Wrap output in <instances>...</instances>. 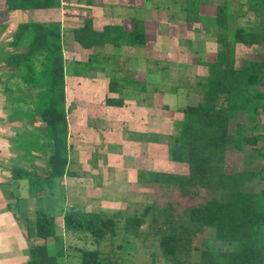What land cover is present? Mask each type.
<instances>
[{
  "label": "trees",
  "instance_id": "16d2710c",
  "mask_svg": "<svg viewBox=\"0 0 264 264\" xmlns=\"http://www.w3.org/2000/svg\"><path fill=\"white\" fill-rule=\"evenodd\" d=\"M59 7L58 0L4 1L6 12ZM248 12L257 19V24L230 27L231 22ZM183 13L186 23L200 24L205 34L215 29L217 46L215 60L193 61L207 69L206 77L197 83L202 98L194 105L182 104L176 109L180 119L173 123L174 133L168 137V160L186 165L187 173L141 171L137 173V182L176 190L182 198H193L198 190H204L206 200L182 212L177 211L175 201H168L164 207L148 205L140 214L136 211L91 213L67 207L61 215L64 237L56 235L53 217L44 209H37L34 237L43 240V244L29 247L27 264H58L59 259L68 260L69 256L78 258V264H122L127 252L126 236H138L148 219L149 233L158 237L161 256L170 264H192L191 241L205 228L212 229L215 240L230 248H202L199 264H264V190H247V185L264 181L263 166L249 169L256 162L264 164V134L259 123V117L264 115V51L256 60L242 61L236 66V45L264 46V0H246L239 5L236 16L223 1L217 3L215 14L207 17L200 13V0H184ZM72 38L83 50L105 45L115 49L141 48L146 43L145 23L133 19L131 31L117 25L95 31L92 18L87 17L80 27L73 29ZM23 40L27 41L24 52L10 56L7 65L21 68L26 84L37 90L33 104L36 116L43 123L42 134L48 140L50 153L42 154L46 158V170L41 175L14 168L11 177L16 182L27 179L30 192L39 194L44 185L67 175L70 147L61 26L53 22L21 24L11 46L18 48ZM35 61L42 68L44 87L37 77L41 72H33ZM92 65L96 66L89 61L87 70ZM98 65L102 71L103 66ZM134 84L138 91H146L143 83ZM127 85V79L115 75L109 79L108 92L122 94ZM122 96H107L104 104L124 107ZM163 108L169 109L167 105ZM228 151L242 158L241 169L232 173L225 170ZM49 240L56 247L52 254ZM76 241L87 243L89 248L79 247Z\"/></svg>",
  "mask_w": 264,
  "mask_h": 264
},
{
  "label": "crops",
  "instance_id": "0c3cea01",
  "mask_svg": "<svg viewBox=\"0 0 264 264\" xmlns=\"http://www.w3.org/2000/svg\"><path fill=\"white\" fill-rule=\"evenodd\" d=\"M58 1L59 8L28 11L30 14H39L36 16L38 18L33 16L32 22L29 19L22 22V11L6 12L4 2H0V264H27L29 247L43 244V240L34 237L33 223L37 210L35 204L30 201V197L24 199L20 192L18 198H15L12 191L14 180L11 170L17 168L16 166L27 171H37L39 175L46 170L44 156H40V161L38 157L33 158L30 155L31 159L24 162L25 156L19 152L18 147L20 140L24 139L21 137L22 131H28L30 137H36V131L42 133L38 132V128L44 129L43 123L36 116L33 104L37 90L26 84L21 68L15 69L7 65L10 56L25 50L26 40H23L18 48L11 46L12 35L24 22H53L61 26L64 68L66 66L69 71L64 75L70 147L67 175L59 180L61 188L56 190L57 202L63 199L58 216L61 223L62 211L66 206L81 208L91 213H94L95 208H100L98 211H106L103 208L109 210V207L119 203L114 193L118 196L119 193L124 196L125 192L133 194V191L145 185L137 182L138 172L160 171L157 163L149 162L151 154L157 156L159 152L155 155L158 150L151 147L152 144L145 139L148 135L160 134V130H164V113L171 111L163 108L167 104L158 102L162 95L160 91L153 92L152 105L144 106V101L139 104L137 100H132L134 95H146L147 92L148 85L142 73V61L146 60L135 57L141 52L146 54L147 48L123 46L115 49L111 45H105L83 50L72 38L73 29L80 27L87 17L92 18L95 31H102L105 26H111L112 24L108 23L111 20L117 22V26L123 27L125 31H131L133 19H119L118 14L105 19V0H90L87 3H81L80 0ZM120 1L122 0H106V3L110 4L108 9H142L140 1L129 0L127 6L121 5ZM84 11L87 13H83ZM97 21L100 23V30L95 29ZM164 22L167 28V21ZM67 29L70 30L69 34ZM103 51L106 53L103 54ZM130 53L135 55L129 57ZM89 61L96 64V68L92 65V68L87 70ZM34 63V72L39 71V63ZM98 64L103 66L102 71L99 70ZM137 66L139 70L136 69ZM115 75L129 82L122 94L108 92L109 79ZM134 82L146 85V91H138ZM120 95H123L122 98L128 107L115 108L104 104L105 97ZM23 119L28 121L26 131ZM33 146L37 148L36 143ZM166 156L160 159L161 164H165ZM46 190L48 192V185ZM49 198L45 200L49 201L46 203L47 207L50 203L52 206L54 204L52 201L55 197ZM61 228L63 230V224ZM56 235L64 237V232L58 235L56 231Z\"/></svg>",
  "mask_w": 264,
  "mask_h": 264
},
{
  "label": "rangeland",
  "instance_id": "374dc122",
  "mask_svg": "<svg viewBox=\"0 0 264 264\" xmlns=\"http://www.w3.org/2000/svg\"><path fill=\"white\" fill-rule=\"evenodd\" d=\"M4 1L5 0H0V2L2 3ZM128 1L129 0H122L120 1V4L127 6L126 3ZM135 1H140V3L142 2V9L138 7H123L122 10H120L119 8L115 10L108 9V6L110 4L108 5L105 0L104 5L107 8L105 10L104 17L105 19L113 18V16L115 17L118 14L119 19L127 18V21H129L130 19L137 18L143 20L144 23H146V43L144 49L147 48V52L146 54H143V52H141V54H136L135 57H142V60H146L145 62L142 61V73L144 74V78L146 79V83L148 85L147 92L146 95H137V97L134 95L132 97V100H137L139 104L144 101V103H142L144 104V106H148L149 104L152 105L154 100V96H152L153 92H161L162 95L161 97L159 96L160 98H158V102H161V104H167L171 113H164V130H160V134L151 136L148 135V138L145 139L148 143L152 144L151 147H155V149L158 150L155 155L159 152L157 156H153L154 153L151 154L152 156L149 157L151 161L149 162H155L160 166L157 167L160 168V171H156L159 173L165 171L166 173L186 174V165L176 164L169 161L168 158L164 160L165 164H161L160 159L167 155V144L169 140L168 137H170L174 133V128H172L173 123L180 119V114L177 113L176 109L182 104L194 105L198 103L202 98V95L197 88V83L200 80H203L204 77H206L207 69L204 66L196 65L193 61L198 58L202 61L208 62L215 60V52L217 50V46L215 44L216 31L215 29H213L212 33L207 35L203 32L200 24H195V26H193L186 23L183 13L184 0ZM223 1H226L228 3L231 14L233 16H236L238 14L239 5L246 2V0H200L201 15H203L204 17L213 16L215 14L217 3L220 4ZM80 2L87 3L90 2V0H80ZM22 13V22L26 21L27 19L32 22L33 16H35V18H38L36 16L39 15L30 14L28 13V11L26 13ZM83 13L87 12L84 11ZM164 21H167V28L164 26ZM108 23L112 25L118 24L113 20L109 21ZM97 24L98 25L95 27V29L100 30L101 27L99 21H97ZM254 24H257V19L251 12H248L246 16L238 18L234 22H231L230 27H248ZM194 29H196V31ZM69 33L70 30L67 29V34ZM263 51L264 46L245 47L239 44L236 45V66H238V64L242 61L256 60ZM103 52V54L106 53L105 51ZM126 53L127 52H125V54ZM134 55L130 53L128 56L133 57ZM123 56L121 57L123 58ZM136 69L139 70V66H137ZM41 71L42 68L39 67V72ZM67 73H69V71L65 66L64 74ZM37 77L41 81V87H44L45 80L43 78L42 72L41 75H37ZM124 106V108L128 107L127 104H125ZM168 118L169 122H167ZM22 122L25 123L24 130L26 131L28 121L25 122V120L23 119ZM259 123L260 132L264 134V115H261L259 117ZM39 131L43 133L42 128H38V132ZM42 133L39 134L36 131V137H30L31 134H29L28 131H22L21 137H24V139L20 140L21 142H19L18 144L20 151H18L25 156L24 162H28L27 160L31 159L29 157L30 155H32L33 158L38 157L37 159L41 161L40 156L43 153H50L48 140L45 139ZM32 138H34V140H32ZM32 143H36L37 148H35ZM234 155L235 154H232L229 151L227 152L228 157L225 166V170L227 173H232L234 170L241 169L242 158L240 156ZM262 166L264 167V164L262 162H256L254 165L249 167V169L257 170ZM16 167L18 168V166ZM19 168L21 169V167ZM23 169L27 170L25 168ZM13 182L14 185L12 187V191L14 192V197L18 198L19 192L24 199L26 197H30L29 199L33 204H35L36 209H44L53 217L57 234L61 235L63 233V230L61 228L62 223L59 219L60 217L58 218V216H60L63 199L58 202L56 199V190L61 188L59 187V179L50 181L51 183L48 186H51V188H48V192L44 185L43 190L39 194L30 192V184L28 183L27 179H22L17 182L14 180ZM41 183H44L43 180H41ZM68 188H66L67 191ZM247 190L252 192L264 190V181L254 182L247 185ZM114 195L115 198L119 200H115L119 202L116 206L109 207V210L103 208L106 211H98L100 208H95L94 213H114V211H122L123 214L125 212L132 214L134 211H136L138 214H140L143 208L148 205L154 204L157 207H164L167 205L168 201H175L177 211L182 212L185 209L195 207L203 203L207 198V194L204 190H198L197 195L193 198H182L178 196L176 190L163 189L162 187L149 185H144L141 188H137L136 191H133V194L130 192H125L124 196L123 194L119 193V196L121 197H119L117 193H114ZM49 197H55L52 201L54 204L52 206V204L50 203L47 207L46 203L48 200H45ZM149 220L150 219H148V222L143 227H141L138 236H126L125 245L127 252L123 256L122 264H170L168 260H165L161 256L158 247V237L153 236L151 232L149 233ZM69 242L71 243L70 239ZM75 244L79 245V247L81 246L89 248V245L87 243H77L76 241ZM48 246L49 252L51 254L54 253L56 247L54 246V242L52 240L48 241ZM191 246L193 250V257L191 259L192 264H199L198 255L199 251L202 248L211 250H217L218 248L225 250L230 248L228 244L215 240L214 231L209 228H205L200 234H198L191 241ZM69 257L70 258H68V260L59 259L58 264H78V258L73 256Z\"/></svg>",
  "mask_w": 264,
  "mask_h": 264
},
{
  "label": "flooded vegetation",
  "instance_id": "af4514ba",
  "mask_svg": "<svg viewBox=\"0 0 264 264\" xmlns=\"http://www.w3.org/2000/svg\"><path fill=\"white\" fill-rule=\"evenodd\" d=\"M12 37H13V35H12Z\"/></svg>",
  "mask_w": 264,
  "mask_h": 264
}]
</instances>
